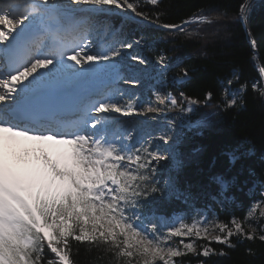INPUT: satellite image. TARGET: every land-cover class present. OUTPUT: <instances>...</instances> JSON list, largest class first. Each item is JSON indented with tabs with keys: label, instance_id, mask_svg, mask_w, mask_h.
<instances>
[{
	"label": "snow or ice",
	"instance_id": "obj_1",
	"mask_svg": "<svg viewBox=\"0 0 264 264\" xmlns=\"http://www.w3.org/2000/svg\"><path fill=\"white\" fill-rule=\"evenodd\" d=\"M146 3L155 6L158 0ZM249 10L244 0L242 22ZM115 13L177 33L193 22L161 24L130 0L0 4V264H74L73 241L113 253L114 264H174L173 258L183 253L164 245L165 239L208 233L200 221L189 225L181 218L175 227L143 211L154 194L186 203L191 195L180 191L172 177L161 185L156 165L166 156L153 150L149 140L134 135L135 129L114 127L113 114L142 115L165 104L157 96L158 104L148 101L138 112L134 97L118 87L121 81L140 84L121 73V63L144 38L130 42L100 19ZM130 58L145 63L142 57ZM157 63L160 72L167 70L163 56ZM187 77L185 70L178 78ZM252 88L264 97V88L256 83ZM238 103L242 98L227 101L231 107ZM168 104L176 107L178 101L169 98ZM160 139L167 144L170 137ZM226 187L222 184L221 196ZM231 224L234 228L219 225L223 235L212 239L231 247L233 235L248 236L241 222L233 218ZM183 247L196 252L193 243ZM211 252L204 247L202 255Z\"/></svg>",
	"mask_w": 264,
	"mask_h": 264
},
{
	"label": "trees",
	"instance_id": "obj_2",
	"mask_svg": "<svg viewBox=\"0 0 264 264\" xmlns=\"http://www.w3.org/2000/svg\"><path fill=\"white\" fill-rule=\"evenodd\" d=\"M136 1L150 17H159L161 24L209 18L184 24V32L179 33L154 25H133L118 15L106 18L127 35L143 32L147 36L141 45L145 54L155 61L164 56L167 63L168 81L163 87L178 100L198 103L189 115L196 125L182 131L177 166L171 173L179 190L190 193L191 199L186 203L174 196L168 200L160 197L154 205L165 216L193 205L214 208L226 223L231 217L242 220L256 195L255 188L264 185V102L252 88L253 83L263 88L258 67L264 71V0L250 4L246 20L250 35L239 19L244 0H158L155 6ZM185 70L188 77L175 81ZM229 80L234 87L244 86L243 103L235 107L222 101ZM222 182L227 186L223 196ZM213 197L224 200L223 205ZM203 241L212 249L209 256L185 254L179 258L190 263L264 264V241L258 235H233L231 247ZM72 244L74 264H114L111 252L86 242Z\"/></svg>",
	"mask_w": 264,
	"mask_h": 264
},
{
	"label": "rangeland",
	"instance_id": "obj_3",
	"mask_svg": "<svg viewBox=\"0 0 264 264\" xmlns=\"http://www.w3.org/2000/svg\"><path fill=\"white\" fill-rule=\"evenodd\" d=\"M258 1V0H255ZM253 1V2H255ZM130 2L138 3L136 0H130ZM252 2V3H253ZM7 3L6 1L0 2V4ZM251 4V3H250ZM113 15H118L120 19L126 20L122 18L118 13ZM110 17V16H108ZM101 20L106 19L105 17H101ZM107 20V19H106ZM109 24L113 26V28L121 31L125 38H127L130 42L133 39H139L143 36V40L138 46H134L132 49L128 50L127 56L123 59L128 64H124L123 61L121 63V73L128 77L133 76L140 81L139 85L131 86L129 84L124 83L123 81L119 82L118 87L122 90L126 91L128 95H132L134 97V102L138 103L137 111L139 112V108L143 107L146 102L151 101L153 104H158L157 96L165 98V104L159 105L158 110L155 112L145 113L142 115L133 114L131 116H124L122 114H113V121L116 124L122 125V128H132L136 131L134 135L147 139L150 141L151 148L160 154H164L166 158L159 162L157 166V178L160 180L161 185L164 180H167L169 177H172V170L177 166L178 162V142L181 137L182 131L184 129L189 130L196 125V123L192 122L190 119V113L193 112L195 106L198 103L193 99H185L178 100L175 96L172 95L167 89L163 87V84L167 83L168 79L166 77V71L160 72L161 65L157 63L158 60H153L151 57L147 56L143 51L141 45L145 41L147 37L143 32L138 31V34L133 36L127 35L126 32L120 30L119 27L116 28L115 24L107 20ZM131 24H136V22L128 21ZM140 24V23H138ZM143 24L146 25H154L150 22H145ZM132 25V26H133ZM142 25V24H141ZM156 26V25H154ZM131 56H139L142 57L145 61L144 64H139L136 61L131 60ZM164 57V56H163ZM181 78L176 77L175 81H181ZM232 81V80H231ZM233 83V82H232ZM242 90L241 87H234L233 84L225 85L223 91L222 101L224 105H227V101L232 97H240ZM138 98V99H137ZM176 99L178 101V105L176 107H172L168 104V99ZM195 102V103H192ZM189 107L193 110L189 111ZM214 112V111H213ZM213 112L210 114L212 115ZM120 118L123 121H118ZM135 120V123L131 125V122ZM162 135H168L170 137L169 142L165 144L160 137ZM178 137V139H177ZM173 139L176 140L175 144H173ZM167 150V151H166ZM171 154H168V153ZM155 164V161H153ZM21 166H24L23 164ZM222 184H225L222 182ZM257 186V183H255ZM256 195L254 196L250 206L247 208L245 217L242 220L237 219L236 217H231L230 222L226 223L223 221L215 209H211L209 206L207 207H197L190 205L185 210H173L169 216H165L164 214L158 212L154 203L159 202V198H163L168 200L170 197L167 195H163L160 193L154 194L153 197L149 199L153 200V203L150 207H146L143 211L145 214L151 216L155 214L157 217L161 219L165 224H173L175 227H179V220L182 218L183 222L191 225L193 221H200L198 225L201 228H207L208 233L205 235L202 233L200 237L196 236H185V237H170L164 240V245L169 247H177L183 254H192L194 256L202 255L204 247H208V245L203 241L205 240H213L212 237L217 235H223L220 232L219 225L228 224L229 227L234 226L231 224L233 218L241 222L242 226L245 229V232L248 236L258 235L260 236L261 229H264V216H261V212L264 211V185L261 183L257 188H255ZM253 195V194H252ZM218 198L215 199L217 202ZM252 213L249 215V213ZM249 224L252 227H249ZM253 227L256 228V232L253 235ZM163 233L166 235L168 232V228H164ZM237 236V235H234ZM248 236H239V237H248ZM231 238V237H230ZM229 238V239H230ZM217 242V241H216ZM186 243H193L196 246V252H187L183 245ZM174 264H206L202 260H195L193 262H184L179 257L173 258ZM160 264V262H157Z\"/></svg>",
	"mask_w": 264,
	"mask_h": 264
},
{
	"label": "water",
	"instance_id": "obj_4",
	"mask_svg": "<svg viewBox=\"0 0 264 264\" xmlns=\"http://www.w3.org/2000/svg\"><path fill=\"white\" fill-rule=\"evenodd\" d=\"M253 1H255V0H249V3H252ZM243 25H244V27H245V30H246V33L248 34V35H250V32H249V30H248V28H247V21H243ZM251 44L253 45V41H252V39H251ZM255 47L253 46V52H255ZM256 57V56H255ZM258 69H259V73H260V76H261V79H262V83H263V88H264V77H262V75H261V73H262V71H263V69H262V67L261 66H259L258 67ZM263 102H264V97H263Z\"/></svg>",
	"mask_w": 264,
	"mask_h": 264
},
{
	"label": "bare ground",
	"instance_id": "obj_5",
	"mask_svg": "<svg viewBox=\"0 0 264 264\" xmlns=\"http://www.w3.org/2000/svg\"><path fill=\"white\" fill-rule=\"evenodd\" d=\"M123 63H124V64H128L126 61H123ZM123 63H122V64H123ZM150 114H152V113H150ZM118 121H123V119L120 118ZM133 123H135V120H133V121L131 122V125H133ZM114 127H116V128H122V125L116 124V126L114 125ZM32 163H35V161L33 160ZM23 167H24V166H21V168H23Z\"/></svg>",
	"mask_w": 264,
	"mask_h": 264
}]
</instances>
